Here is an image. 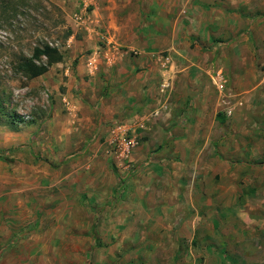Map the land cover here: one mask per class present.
Returning <instances> with one entry per match:
<instances>
[{
    "label": "rangeland",
    "instance_id": "rangeland-1",
    "mask_svg": "<svg viewBox=\"0 0 264 264\" xmlns=\"http://www.w3.org/2000/svg\"><path fill=\"white\" fill-rule=\"evenodd\" d=\"M31 8L0 28V264H146L165 235L146 227V168L197 208L203 243L264 264V0ZM43 42L64 61L27 82L16 53ZM120 133L137 141L126 161Z\"/></svg>",
    "mask_w": 264,
    "mask_h": 264
},
{
    "label": "crops",
    "instance_id": "crops-1",
    "mask_svg": "<svg viewBox=\"0 0 264 264\" xmlns=\"http://www.w3.org/2000/svg\"><path fill=\"white\" fill-rule=\"evenodd\" d=\"M185 62L188 59H184ZM194 60L189 61V64H193ZM196 64V63H195ZM175 64L172 65V67ZM186 78H191V81L199 83L197 87L200 86L208 88L204 83V75H191L186 74ZM202 114V112H201ZM157 118L151 119L150 117H146V120L152 121V125L155 124ZM163 122L164 120L161 119ZM166 125V124H165ZM146 158H147V148H146ZM147 167H149L147 165ZM155 167V166H154ZM149 168H146V190L143 189L142 193L146 194V206L142 205V208L146 210V227L151 225L154 229L159 227V229L164 228L163 237L160 238L161 241H158L154 244V246L148 247L146 249V264H167L164 260V257L167 256V252L169 250H173L174 254L171 258L175 259L172 264H184V258H187V264H195L197 260H193L192 257H200L206 258L207 264H216L213 260L215 257H219L223 259L222 264H232L231 257L224 250V248H219L214 250L208 241V235L202 232V223H200V213L196 212L197 208L192 206L191 203L184 202H173L168 198L167 193L164 192L165 187L157 189L153 186V181L150 178L148 172ZM163 177L164 173L159 172L158 177ZM175 227L172 229L168 223H172ZM163 239V240H162ZM199 239L202 243H199ZM173 242L174 246L171 245L169 248V242ZM184 242L185 249H184ZM197 243L201 247H204L203 250L206 251V254L197 255V253H193L192 245ZM185 252V253H184ZM186 254V255H184ZM148 255V256H147ZM209 257H212V260L208 262ZM168 258V257H167ZM178 261L176 262V259ZM189 259V260H188ZM226 259V261H225ZM235 264V263H234ZM243 264H253L251 262H243Z\"/></svg>",
    "mask_w": 264,
    "mask_h": 264
},
{
    "label": "trees",
    "instance_id": "trees-1",
    "mask_svg": "<svg viewBox=\"0 0 264 264\" xmlns=\"http://www.w3.org/2000/svg\"><path fill=\"white\" fill-rule=\"evenodd\" d=\"M34 2L35 0H0V28L6 25L11 28L13 21L29 12ZM64 58V54L57 46L43 42L34 46L29 56L23 51L16 53V63L13 68L29 82L47 74L54 65L62 63ZM2 103L0 99V114L3 112ZM13 118L21 120L17 114H14Z\"/></svg>",
    "mask_w": 264,
    "mask_h": 264
},
{
    "label": "built area",
    "instance_id": "built-area-1",
    "mask_svg": "<svg viewBox=\"0 0 264 264\" xmlns=\"http://www.w3.org/2000/svg\"><path fill=\"white\" fill-rule=\"evenodd\" d=\"M115 148V155L119 161H126L129 159L136 146L137 141L132 137H127L125 133H120L116 140L113 141Z\"/></svg>",
    "mask_w": 264,
    "mask_h": 264
},
{
    "label": "bare ground",
    "instance_id": "bare-ground-1",
    "mask_svg": "<svg viewBox=\"0 0 264 264\" xmlns=\"http://www.w3.org/2000/svg\"><path fill=\"white\" fill-rule=\"evenodd\" d=\"M222 86V85H221ZM221 86H219L218 88H223V86L221 87Z\"/></svg>",
    "mask_w": 264,
    "mask_h": 264
}]
</instances>
